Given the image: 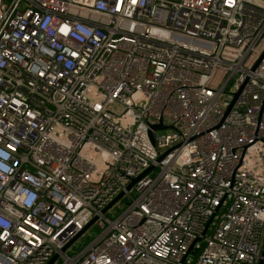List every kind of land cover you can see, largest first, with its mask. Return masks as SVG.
Returning <instances> with one entry per match:
<instances>
[{
    "label": "built area",
    "instance_id": "obj_1",
    "mask_svg": "<svg viewBox=\"0 0 264 264\" xmlns=\"http://www.w3.org/2000/svg\"><path fill=\"white\" fill-rule=\"evenodd\" d=\"M263 50L264 0H0V264H264Z\"/></svg>",
    "mask_w": 264,
    "mask_h": 264
},
{
    "label": "rangeland",
    "instance_id": "obj_2",
    "mask_svg": "<svg viewBox=\"0 0 264 264\" xmlns=\"http://www.w3.org/2000/svg\"><path fill=\"white\" fill-rule=\"evenodd\" d=\"M124 206V200L118 201L114 206L110 207L105 212V216H107L108 218H114L124 208ZM97 231L98 230L94 227V225L89 226L88 229L83 231V233L73 241L71 246L67 250H65V253L67 255H71L74 252L78 251L96 235Z\"/></svg>",
    "mask_w": 264,
    "mask_h": 264
},
{
    "label": "water",
    "instance_id": "obj_3",
    "mask_svg": "<svg viewBox=\"0 0 264 264\" xmlns=\"http://www.w3.org/2000/svg\"><path fill=\"white\" fill-rule=\"evenodd\" d=\"M262 56H264V50L262 51L260 57H262ZM236 94H237V92H235V93L233 94V99H234V97L236 96ZM233 99H232V101H233ZM151 128H154V129H161V128H164V127L159 123V124L151 125ZM149 168H150V167L146 168V169L143 170L138 176L132 178V179L130 180V182L127 184L126 189L130 188V186L134 183V181H135L137 178H139L141 175H143L145 172H147V170H149ZM120 195H121V193L117 194V195H116L111 201H109V202L106 204V206L102 209V211L106 210V209H107L112 203H114V202L120 197ZM94 219H95L94 217L91 218V219L88 221V223L83 227V229H82V230H81V231H80L75 237H73V239H72L70 242H72L75 238H77L80 234H82V232L85 231V230L88 228V226H90V225L92 224V222L94 221ZM64 248H65V247H64ZM64 248H63L62 250H64ZM56 256H57L56 254H53V255L51 256V258H50L45 264H52V262L55 260Z\"/></svg>",
    "mask_w": 264,
    "mask_h": 264
}]
</instances>
